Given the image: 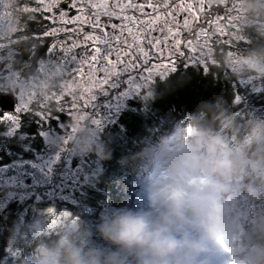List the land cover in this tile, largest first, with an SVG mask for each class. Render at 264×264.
Masks as SVG:
<instances>
[{"label": "rangeland", "instance_id": "rangeland-1", "mask_svg": "<svg viewBox=\"0 0 264 264\" xmlns=\"http://www.w3.org/2000/svg\"><path fill=\"white\" fill-rule=\"evenodd\" d=\"M95 5L98 4H93L92 8L94 11H100V17L111 20L118 17L120 20V7L127 4L120 3V6L111 9L108 8V2L103 0L100 2L102 7ZM263 6L264 0H230L226 8L228 15L220 16L221 22L219 18H215L214 24L209 26L206 32H217L231 27L232 41L242 38L244 28L250 29L254 35H263ZM170 7L169 5L166 11L169 12ZM105 10L111 14L104 15ZM9 12V1L0 0V93L2 95L4 92H10L14 99L13 90L17 87V98L12 101L13 110H4L0 118L9 114L18 121L16 125L6 121L0 122V161L8 159L0 165V233L7 217L6 213L11 211V214L17 217L12 220V234L5 242L7 245L3 257L7 264H12L17 256L13 255L18 249L13 238L16 235L23 240L22 244L27 246L28 240L38 241L56 232L61 237L54 247L58 251L71 240L80 243L85 251L100 250L103 253L102 259L112 257L113 264H117L115 247H118V254L122 251L130 253L134 264H153V258L143 250L119 247L100 236L98 227L102 223V217L110 215L115 209L106 202L101 205V210L94 213L93 219V211L87 210L85 203L90 201V191L93 193L99 190L96 181L103 170L101 157L104 151L99 155L96 152L78 154L72 145L80 131L87 130L101 148H105L101 135L108 143L114 142L118 136L122 137V126L118 122L120 110L131 109V105L122 103L123 100L137 101L143 111L147 108L145 102L153 99L157 80L174 73L178 67H185V64L194 68L206 64L202 67L204 70L210 65H218L220 60L222 65L229 68V71H226L232 77L231 83L234 82L235 89L231 90L233 98L230 107L241 120L242 123L238 126L247 134V138L242 139L239 146L240 139H237L233 129H230L231 123L220 124L215 130L208 129L205 135L204 132L200 133L195 122L188 120L187 115H183L182 120L178 121H172L170 113L158 117L159 125L169 124L166 130L158 134L155 133L159 130L156 127L158 124H154L155 121L148 122L147 132L152 140L148 139L146 149L141 155L144 159L139 165L141 171L131 178L130 200L127 203L134 212L151 211L153 195L164 178H168L169 182L171 180L165 184L169 188L167 193L170 196L176 188H182L185 194L193 192L194 189L200 192L209 191L215 178L203 173L196 166H185L181 149L191 147L193 143L202 144L216 138L221 142L223 151L233 157L236 165L234 174L227 181L228 190L219 195V205L226 210L225 219L232 226L222 234L225 245L232 250L225 251L224 248L222 251H225V256L230 259L229 264L234 257L244 264H255L253 254L257 248V236L263 238L264 244V231L257 230V222L264 219V109L251 106L250 100L264 95V56L255 51L233 52L229 55L223 52L224 54L215 55L209 47L213 40L204 36V33L193 32L191 35H184L180 24L158 23L153 27V31L158 32L155 40L160 39L162 45L151 43L150 47H146L143 41L137 40L147 55L139 51L136 55L140 58L139 62L145 66L144 75H147L146 68L153 69L151 81L145 82L142 74L120 72L99 87V80L104 78L111 65L108 61H102L97 67L95 62L90 61V56L95 54V47H100L102 53L107 51V45H94L89 41V59L81 60L78 66L71 70L68 62L73 63V59L59 45L56 46V51H52L48 57L39 58L38 61L31 62L28 57L19 59L12 54L15 50L9 42ZM100 23L106 25L108 30L103 27L102 32L100 28L95 29L92 25V35L102 38L105 32L109 33L114 37L111 46L118 48L121 60H135L136 57L130 54L125 41L120 39V22ZM123 25L127 29L135 23L132 24L131 20L124 18ZM95 30L98 33H95ZM152 38L153 36L148 42ZM250 41L248 38L238 39V50L245 46V42ZM85 46L84 41L76 46L83 47L76 56L81 55L83 58L84 53H88ZM183 54L185 58L181 62ZM109 58L115 61L116 53ZM172 64L176 66L174 71H171ZM118 67H122V64ZM165 69L168 71L164 72ZM227 77L229 78L228 75ZM19 107L22 110L18 112ZM31 126L33 131L30 130ZM123 141L125 140L120 139L121 144ZM12 145L17 146L19 150H12ZM252 146L257 150L252 152ZM118 161L119 167L126 165L123 157ZM29 198L30 202H25ZM36 204L46 206L38 207ZM69 205L76 211L69 210ZM49 208H54L53 213L46 212ZM27 210L28 219L22 218L21 214L25 215ZM63 212L68 215H62ZM78 221L82 222L80 226ZM190 235L187 231L181 234L180 238L198 240L201 236ZM180 251L168 257L166 263L189 264L194 261L193 264H203V260L197 255L188 258ZM111 252L114 255H111ZM43 254V248L32 250L24 259L22 257V262L18 264H44ZM225 256L222 259H225ZM160 261L165 260L155 261V264H161Z\"/></svg>", "mask_w": 264, "mask_h": 264}, {"label": "trees", "instance_id": "trees-1", "mask_svg": "<svg viewBox=\"0 0 264 264\" xmlns=\"http://www.w3.org/2000/svg\"><path fill=\"white\" fill-rule=\"evenodd\" d=\"M263 35H256V38H248L251 41L247 44H243V46H245L239 53H251L255 51L258 53L260 52L261 56H264ZM246 47H248V49ZM220 65L221 64L210 65L205 71L193 72L189 70L187 74L179 73L169 76L165 83L161 85L158 83L154 88L157 93L153 96V99L145 102L147 105L146 109L141 111L140 105L134 104L132 105L133 110H131V112L119 117L118 122L122 126V134L120 136L122 137L118 136L114 142L108 143L106 140H103L101 135V140L105 148H102V152H104L101 157L103 170L96 181L99 190L93 193L90 191V201L85 203L87 210L93 211L91 215L93 219L95 216L94 213L101 210V205L106 202L115 210H130L127 203L130 200V181L135 174L141 171V166L139 165L144 161L141 155L146 149L148 139L152 140L147 132V127L149 126L148 122L155 121L154 124H158V117L163 116V114L170 113L173 117L172 121L182 120V116L187 115L188 120L195 122L200 133L204 132L203 134L205 135L208 129L215 130L220 124L231 123L229 125L230 129H233L232 131L237 136V139H240L238 143L239 146L241 145L242 139L245 140L247 138V134L238 126L242 123L241 120L237 118V114L233 113L230 107L233 98L231 90L235 89V87L233 86L234 82L232 81L231 83L232 77L226 71H229V68H227L226 65H224V67ZM239 94L241 95V93ZM250 101L251 106L264 109V95H260L259 98H253ZM1 112H4V110L0 109V117L3 114ZM159 124L156 126L159 129L155 132L156 134L166 130L169 125ZM30 130L33 131L32 126ZM106 137H108V134ZM120 139H124L125 141L121 144ZM12 150L18 151L19 148L12 145ZM255 150L257 149L252 146L251 151L254 152ZM121 157L126 161V165L123 167H119L118 164V160ZM6 160L8 159L4 158L0 161V165ZM25 202H30V198L25 200ZM37 205L39 204L35 206ZM44 206L46 205H39L38 207ZM20 207L23 208L22 206ZM69 210L76 211L70 205ZM24 214L26 216L21 214L22 218L26 217L25 219H28V210ZM5 216L7 217L2 226V233H0V264H7V260L3 257V252H6L5 246L7 245L5 242L7 240L6 238L12 234V220L17 219V217H15L16 215L11 214V211L6 213ZM78 222V226H80L82 222ZM13 238L17 244L18 249L16 250L19 255L14 258L15 261H13L12 264L21 263L22 257L24 259L32 250L34 251L39 248H54L58 240L61 239L58 232L50 233L40 238L38 241H36V239L33 241L28 240L27 246H24V244H22L23 240L19 236L16 235ZM74 242L76 243V241ZM78 244L80 245V243ZM256 245L257 247L264 245L261 236H257ZM115 248V262L117 264H134V259L130 253L122 251L118 254V247ZM111 255H114L113 252H111ZM166 261L167 260L160 261V263L167 264ZM153 264H155V261Z\"/></svg>", "mask_w": 264, "mask_h": 264}, {"label": "flooded vegetation", "instance_id": "flooded-vegetation-1", "mask_svg": "<svg viewBox=\"0 0 264 264\" xmlns=\"http://www.w3.org/2000/svg\"><path fill=\"white\" fill-rule=\"evenodd\" d=\"M10 6L8 25L11 26V30L8 34L10 37L12 49L15 50L12 54L19 59L30 58L31 62L39 60V58H45L50 55L52 51H56V46H62V50L68 53L71 57L76 56L79 50L83 47H76L80 45L81 41L85 42L87 35L93 34V23L85 22L84 17L94 21L95 14L100 13L99 10H93L92 5L98 4L103 0H75L76 7L71 5L74 0H8ZM110 7L120 6V3L127 4L126 6L120 7L122 14L120 20L109 19L101 16L100 21L108 23L111 21L120 22V39L122 42L127 41L131 43L132 36H137L138 40L143 41L146 47H150L148 40L153 36L155 38L158 34L153 31V27L158 23H175L180 24L182 33L184 35H191L193 32L203 34L212 39V43L209 44L213 54L225 55L232 54L233 52H240L237 47L238 39L254 38L256 35L253 34L248 28L242 29V38H237L232 41L233 28L227 27L225 30H217V32H206L209 26L214 24V19L219 18L223 14L228 15L226 9L230 4V0H106ZM134 5L128 7V5ZM51 5V6H50ZM165 5H167L165 7ZM170 11H166L168 6ZM83 7V15L78 11V8ZM264 7V6H263ZM23 8V9H20ZM65 13L61 16V13ZM250 12V11H249ZM79 17V18H78ZM158 17V19H157ZM127 18L131 20L132 24L135 23L132 29L131 35L129 34L128 28L126 29L123 25V19ZM156 20L154 24H148L149 20ZM219 22L221 19L219 18ZM147 25V26H146ZM165 27V26H163ZM97 27H95L96 29ZM104 29L107 31L108 27L105 25ZM201 30V31H199ZM95 33H98L95 30ZM235 34V33H234ZM129 39V40H126ZM153 38L151 40H153ZM231 40V41H228ZM160 45H162L161 40ZM138 43V42H137ZM244 43V42H243ZM127 44V43H126ZM140 48L141 44L138 43ZM153 44V43H152ZM244 44H247L246 42ZM88 54L90 51L89 41L86 42ZM125 48V47H123ZM47 53V54H46ZM223 53V54H224ZM46 54V55H45ZM182 54V53H181ZM212 54V55H213ZM76 57H81L78 55ZM184 54L181 57V62L184 61ZM80 59L68 62V66L71 69H75ZM221 67V60L219 61ZM203 66H206L204 64ZM201 65L197 67H189L185 64V67H178L174 73L165 75L161 80H157L154 88L162 83H165L169 76L173 74H187L191 71H205ZM121 78V76H120ZM17 93V87L13 90ZM6 93V92H4ZM10 93V92H9ZM154 90V95L156 94ZM13 95L14 100L17 96ZM1 95V93H0ZM121 97L123 93L121 91ZM150 100V99H149ZM148 100V101H149ZM123 104L131 105V109L120 110V117L131 112L133 110L132 105H138L137 101L131 99H125L122 101ZM4 113V112H1Z\"/></svg>", "mask_w": 264, "mask_h": 264}, {"label": "clouds", "instance_id": "clouds-1", "mask_svg": "<svg viewBox=\"0 0 264 264\" xmlns=\"http://www.w3.org/2000/svg\"><path fill=\"white\" fill-rule=\"evenodd\" d=\"M72 147L78 154L96 152L99 155L102 152L95 137L87 130L80 131ZM181 157L185 166H196L215 178L210 190L185 194L182 188H176L170 197L169 212L160 220L152 219L145 212L114 210L102 217L98 227L103 239L119 247L141 249L154 261L167 260L180 250L186 257L192 258L232 227L225 219L226 210L219 205V195L228 190L227 181L236 170L233 157L223 151L221 142L216 138L181 149ZM185 207L191 208L199 220L202 233L198 240L188 237L176 239L172 234L180 230ZM257 230L264 231V219L257 222ZM253 255L255 264H264V246L257 247ZM102 256L100 250L85 251L78 243L69 240L59 251L45 248L42 259L44 264H113L112 257L102 259Z\"/></svg>", "mask_w": 264, "mask_h": 264}, {"label": "snow or ice", "instance_id": "snow-or-ice-1", "mask_svg": "<svg viewBox=\"0 0 264 264\" xmlns=\"http://www.w3.org/2000/svg\"><path fill=\"white\" fill-rule=\"evenodd\" d=\"M51 6V5H50ZM72 7H76V3L74 0V3L71 5ZM96 7H102L101 5H95ZM134 5H128V7H131ZM167 5H165L166 7ZM78 11L81 13V15H83V7L81 6L80 8H78ZM104 15H110L111 13H109L107 10L104 11L103 13ZM65 13H61V16H64ZM100 15L101 13H96L95 14V20L92 21L90 19H88L87 17H84V21L85 22H89V23H93L94 27H98L100 28V30L103 32V25H101L100 23ZM79 18V17H78ZM158 19V17H157ZM148 24H154L156 23V20H149L147 22ZM147 26V25H146ZM129 34L131 35L132 33V29L128 28ZM114 39V37L112 35H110L109 33L105 32L104 36L101 38L99 36H93V35H87L85 37V42L87 41H92L93 44H104L108 46L107 51H104L102 53V49L100 47H95L94 48V53L90 56V61L91 62H95L97 67H99L100 63L102 61H108V64L111 65L110 68L107 69V71L105 72V76L103 79L99 80V84L98 86L100 87L103 84H106L110 78L115 77L118 75V73L120 72H127L129 74H142L143 79L145 80V82H150L152 79V74H153V69L151 67L146 68L147 71V75L143 74V70L145 69V66L142 65L139 62V56L136 55L137 51H139L141 54L143 55H147V53H144L143 49L140 48L139 44L137 43L138 37L137 36H132V42L128 43L127 41H125V43H127L128 49L130 50V54L132 56H135L136 59L135 60H121V56L119 54L118 48L114 49L112 48V40ZM115 39H119V37H115ZM149 43H154V45H158L160 43L159 40H155V38H153V40H150ZM179 43V42H177ZM116 53L117 55V59L115 61H112L109 57L113 54ZM129 53H125V55H128ZM72 59L75 60H87L89 59V54L87 52L84 53L83 58L81 57H76L73 56ZM122 67H118V65H121ZM89 66H91V63L89 64ZM176 68L175 64L171 65V71H174ZM168 70L165 69L164 72H167ZM164 73L162 72L161 75H163ZM22 109L19 107L17 109V111H21ZM9 122L12 125H16L18 123V121L16 120V118L13 115H9V114H4L2 118H0V122ZM54 208H49L46 209V212H52L53 213ZM62 215L66 216L68 215L67 212H63ZM221 243L223 244V241H221ZM232 249H230L229 246L225 245V251H231ZM13 255H19V253H13ZM233 264H244L243 261L237 259V258H233Z\"/></svg>", "mask_w": 264, "mask_h": 264}, {"label": "bare ground", "instance_id": "bare-ground-1", "mask_svg": "<svg viewBox=\"0 0 264 264\" xmlns=\"http://www.w3.org/2000/svg\"><path fill=\"white\" fill-rule=\"evenodd\" d=\"M170 182L168 178L161 179L160 185L157 186V191L153 195V200H152L153 207L151 208L152 210L148 212V214H150L151 218L154 220H160L162 217L166 216L169 212L171 196L169 193H167L169 191V188H167L165 184H168ZM193 191H196V189H194ZM183 215H184V220L182 225L180 226V230L174 231L172 234L175 236L176 239H180L181 234H184L185 232L189 231V235L191 233V235L194 234V237L197 236L199 237L202 233V229L200 228L199 220L197 216L189 207H185ZM221 241H223V244L221 243ZM224 242L226 243L224 237L221 235L219 239L210 243L206 247V250L197 254V256L199 257V259L201 258L200 260H203L202 261L203 264H225V262L226 264H229L230 259L227 258L228 256L227 257L225 256L226 255L225 251H222L225 248ZM207 252L209 254H207ZM180 253H183V250H181ZM224 256L226 257L225 258L226 260L222 259ZM193 263L194 261H191V263L189 264H193Z\"/></svg>", "mask_w": 264, "mask_h": 264}, {"label": "water", "instance_id": "water-1", "mask_svg": "<svg viewBox=\"0 0 264 264\" xmlns=\"http://www.w3.org/2000/svg\"><path fill=\"white\" fill-rule=\"evenodd\" d=\"M11 93H4L0 95V109L1 110H11L12 109V97Z\"/></svg>", "mask_w": 264, "mask_h": 264}]
</instances>
